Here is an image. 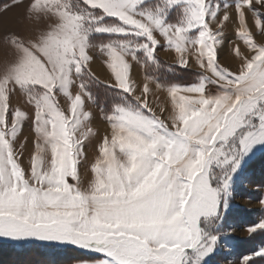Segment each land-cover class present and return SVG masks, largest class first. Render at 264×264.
Returning <instances> with one entry per match:
<instances>
[{"label":"snow or ice","instance_id":"1","mask_svg":"<svg viewBox=\"0 0 264 264\" xmlns=\"http://www.w3.org/2000/svg\"><path fill=\"white\" fill-rule=\"evenodd\" d=\"M257 153L264 0H0V241L74 264H264V245L230 259Z\"/></svg>","mask_w":264,"mask_h":264},{"label":"trees","instance_id":"2","mask_svg":"<svg viewBox=\"0 0 264 264\" xmlns=\"http://www.w3.org/2000/svg\"><path fill=\"white\" fill-rule=\"evenodd\" d=\"M161 61L168 63L163 59ZM176 76L178 77L176 81L178 83H192L196 79L195 76L186 74L183 70H178ZM245 182L256 186L264 185V153L249 164ZM249 194L251 195V193ZM236 214L242 216L244 221H252L247 222L248 225H251L254 221L249 213L240 209H232L229 213L228 220ZM260 214L264 218V211ZM235 243L234 251L238 255L248 253L264 245V234L258 232L255 234V238L251 237L246 240H237ZM76 256V252L72 250L45 246L36 242L17 244L0 241V264H74ZM10 258L16 260L10 263Z\"/></svg>","mask_w":264,"mask_h":264},{"label":"rangeland","instance_id":"3","mask_svg":"<svg viewBox=\"0 0 264 264\" xmlns=\"http://www.w3.org/2000/svg\"><path fill=\"white\" fill-rule=\"evenodd\" d=\"M9 20L10 22L15 23V14L14 13H9ZM231 35V33H229ZM227 51V50H226ZM95 126V125H94ZM104 125L99 124V129L101 134H103L104 130ZM25 135H28L27 130L25 131ZM263 153H257L256 157L257 158L259 155ZM254 158V159H255ZM253 159V160H254ZM252 160V161H253ZM94 161V155H93V150L89 149V156H88V161L86 164H84L81 167V177H82V183L83 186H87L88 182L92 179V175L90 172V165ZM250 161V163L252 162ZM245 190L248 193H251V195L246 192L245 195L243 196H238L236 200L234 201V205L232 209H240L243 211H246L253 217V223L251 225L257 224L261 221H264V218L260 216L262 211H264V205L260 204V199L264 198V185L262 186H256V185H251L247 182H245ZM231 209V210H232ZM236 216V217H235ZM233 216V218L228 220V224L231 225V227L234 229L230 233L234 239L231 241V246H232V256L230 259H235L237 256H239L235 251H234V245L236 244L235 242L237 240H246L251 238L250 234L247 232L248 225L247 222H252V221H244L242 216L236 214ZM242 220V221H241ZM226 251V250H225ZM16 259L10 258L9 261L10 263L14 262ZM217 264H226V261L224 259V254L222 253L220 256L217 257Z\"/></svg>","mask_w":264,"mask_h":264},{"label":"crops","instance_id":"4","mask_svg":"<svg viewBox=\"0 0 264 264\" xmlns=\"http://www.w3.org/2000/svg\"><path fill=\"white\" fill-rule=\"evenodd\" d=\"M225 57L227 56V51L224 53ZM160 58L168 63H172V57L170 55L161 54ZM134 75L136 79L139 81L142 78V70L139 67H136L134 69ZM154 87V86H153Z\"/></svg>","mask_w":264,"mask_h":264}]
</instances>
